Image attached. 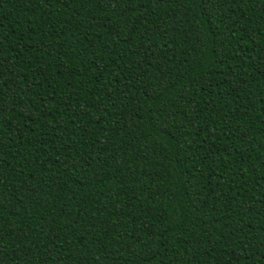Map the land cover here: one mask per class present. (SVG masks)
<instances>
[{"label":"trees","instance_id":"1","mask_svg":"<svg viewBox=\"0 0 264 264\" xmlns=\"http://www.w3.org/2000/svg\"><path fill=\"white\" fill-rule=\"evenodd\" d=\"M0 264H264V0H0Z\"/></svg>","mask_w":264,"mask_h":264}]
</instances>
